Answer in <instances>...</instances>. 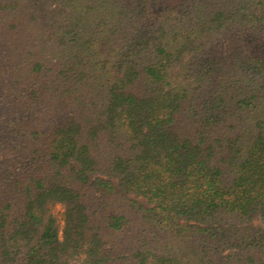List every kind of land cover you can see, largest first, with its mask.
<instances>
[{
	"label": "trees",
	"instance_id": "1",
	"mask_svg": "<svg viewBox=\"0 0 264 264\" xmlns=\"http://www.w3.org/2000/svg\"><path fill=\"white\" fill-rule=\"evenodd\" d=\"M0 264H264V0H0Z\"/></svg>",
	"mask_w": 264,
	"mask_h": 264
},
{
	"label": "rangeland",
	"instance_id": "2",
	"mask_svg": "<svg viewBox=\"0 0 264 264\" xmlns=\"http://www.w3.org/2000/svg\"><path fill=\"white\" fill-rule=\"evenodd\" d=\"M52 213L55 215L59 227L62 228L63 227V209L61 206H56L53 208Z\"/></svg>",
	"mask_w": 264,
	"mask_h": 264
}]
</instances>
